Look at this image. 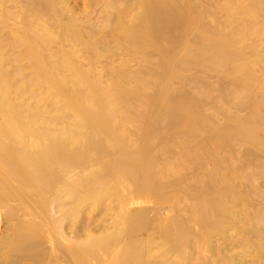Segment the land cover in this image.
<instances>
[{
  "label": "bare ground",
  "instance_id": "obj_1",
  "mask_svg": "<svg viewBox=\"0 0 264 264\" xmlns=\"http://www.w3.org/2000/svg\"><path fill=\"white\" fill-rule=\"evenodd\" d=\"M7 1L0 0V26H4V27H7L8 18L9 17L13 18L12 16H9V14L6 11L7 9L6 4L8 3ZM21 1L22 3H25L26 8L23 10L22 13V11H20L21 3L18 1L19 2L18 6L20 8L19 11L22 14H24L27 11H30L32 15H30V17L27 18L23 17L24 18V25L22 24L23 27L16 26L19 25L18 23H23L21 22L23 18L19 16L20 12L18 11L19 13L18 12L15 13L16 9H18L16 8L13 16L16 18H20V20H15V18H13L15 20L14 23L17 22V24L16 25L12 24L14 28L12 26L13 29L11 28L12 30L10 34L12 33L11 35H13L14 41L17 42L18 45L22 46L24 48L23 50L26 51L24 53V56L27 55L28 58L27 57L26 58L29 59L28 61H30L29 62L30 68L32 71L31 79L34 80L35 83L37 82L38 85L42 84L44 88H47L48 93L49 90H51V92L52 91L55 92L56 94L55 99L58 98L60 100L61 102L60 105L62 106V110L63 109L65 110L63 111L65 112L64 114H66V110L70 112V114L67 113L66 115L71 116V118H69L70 120L71 119L76 120V123L73 125L74 128L78 127L77 128L78 130L76 129L77 132L72 130L63 131L62 128L59 126L61 131H63L60 132V130L56 129V131L58 130L59 133H61L59 135L57 134V132L54 131L55 129L53 130L51 129V131L49 129L47 130L45 128L47 126L46 125L44 128L47 131L46 130L42 131L43 129H41L42 131L41 132L40 129L35 128V120L25 121L23 119V117L18 111V108L20 106L22 107L23 103H21V105L18 107L17 105L19 102L16 103L17 98L15 97L17 96V94H19V96L21 95L20 93H22L23 89H21L20 91V88H23L25 84L19 87L16 84V82L13 81L10 74L8 73L6 69V65L8 63V58H7L8 51H6V49L4 51L2 46L3 45L5 46L9 38L7 42L4 43L7 37L5 38L3 36H0V84H1L0 86L1 88L0 89V120H1L0 122V186H1L0 197L3 193L6 195L10 190V189L9 190L6 189L8 183L10 184V182L12 183L20 182L19 184L22 183V185L26 189L24 194L25 195L24 200L29 201L30 193H33V195L39 197V203L41 204V206H44L43 205L44 203H48L47 204L48 208L53 206L55 209L61 210L62 208L67 207L68 210L66 215L63 214L64 217L66 216L63 220L60 219L59 221L55 220L54 218H52L51 216L52 214L50 215L51 216L50 217L49 215L46 214L47 209H44V212H42L41 214L37 213L39 216L40 215L43 216V220L41 219L42 217L41 218L39 217L42 220V222L40 221L38 223L34 222L29 224L28 223L25 224L26 222L25 223L22 222L21 224L16 226L17 228H14V230L16 229L14 235L7 237L6 240H4V242L6 241L7 247L6 245L5 247L7 248L6 250L8 254L13 257L15 255V258L17 256V259L15 258L11 259L9 256L7 257L9 259H7L6 264H19L20 261L19 258L21 256L18 257L19 254L17 253H20L21 251H23L28 255L27 258H30L32 264H44L42 263V261L46 260L47 255L45 252H47L48 254V251H45V248L43 247L44 244L43 238H45L46 236L49 237L48 234L51 228H54L55 231L57 230L59 233H62L64 231L63 228H65L64 226L66 224H70V225L72 224L70 228L73 229L72 228L74 227L73 224L78 221L80 216L83 217L81 214L85 209L91 211L92 214V211H97L99 208H101L105 200H108L110 202L114 201L119 206L118 207L119 210L123 211L126 208V206L129 205L131 206L137 197L144 195L146 192L148 193L149 191L151 192L157 191L156 193L160 195V193L164 192L163 189L165 185L163 186L162 190L160 189L157 190L158 186L155 188L154 185L158 181H161L162 178H167L175 173L177 174V172L181 169V167H182L181 170H183V167L184 168L194 167L195 172H197V177L195 178L196 184L195 187H193L192 189L193 191L192 190L190 191L191 188L189 190L185 189L188 187H181L182 189L178 188L180 191L174 188L176 192H179V195L180 192L184 191L183 193H181L183 194L182 196H184L185 192L188 191L189 196L186 192L187 196L195 200V202L193 201L194 206L192 205L194 211L189 215L184 216L183 218L182 217L180 218L179 216H172L168 218V220L165 219L167 221L166 223L161 224V222H158L161 225H159L157 228L152 227L151 229L152 232L153 231L154 233L159 232V234L156 233L157 236H162V238H164L166 241L172 244L179 252L184 264H190L192 259L191 256L189 255L190 250L185 251L184 249L189 248V246H191L192 249L194 248L193 245L194 243L193 241H191V236L189 232V226H190L189 222L191 221L193 224L197 225L200 230L199 234H197L194 237V239L199 245L198 246L199 249L200 250L202 249L204 253L206 252L205 253L206 256L200 255L198 259V264H211L212 263L211 256L214 255H217V259L221 261L223 264H264V192L261 191L264 190L262 189L264 188V82L254 81L253 79L254 69L258 67H264V57L257 58L256 57L257 55L255 54H254L255 57H252L254 56L252 53H251L252 55L248 56V54L250 53L247 50L246 51L248 52V54H246L244 49L237 48L235 46L236 43H234L233 35L230 34L233 37L228 38L229 37L228 32H227L228 36H226L225 38L223 36L224 34L218 33L219 31L215 30L217 33L211 31L213 30L212 28L211 29H208L209 27L207 29L204 28L207 30V31L205 30V32L203 28H199L200 34L202 33L201 32L202 29L204 33L200 35L198 33L199 31L197 32L200 35V37H199V41L198 40L196 41L198 42L196 46L199 45L202 47L201 51H199L197 55L203 61L204 59H206L207 61L210 62L208 63L210 64V66L211 65L218 66L220 67V69L223 68L224 70L222 69V71H224L225 73L227 71V73L230 74V76L235 77L234 81L236 83L234 82L235 83L234 87L237 84L240 85L241 88L243 87L245 89H251L255 86H259V84L261 85V90H262L261 95L258 98H254V99L250 97L251 98L249 99V101L251 100L250 102L246 100V102L248 101V105L245 104L246 106H243V107L252 108L250 116L245 119L230 118L223 124H221L216 119L215 121H213L212 119H210V117L206 115V113H204L203 115L202 114L203 110L202 111L200 110L202 108L201 107L199 108L196 105L197 102L195 103V101L192 99L191 100L182 99L180 102H172V97L169 94L170 92L169 83L172 87V82H170V80H172L175 77V75H177L176 65L180 64L181 61L180 63H175L176 62L175 59L173 60L172 58L168 57V55L170 54H167V57L165 56L163 61L161 60L162 61L161 67L163 69L165 67L164 70H165L166 83L163 82L157 92L155 90H152L153 93L156 92L154 96L153 97L151 96V98L150 97L147 98L146 96V98H144V101L147 104V106L150 108L149 109L150 111L154 109V106L161 105L162 110L159 111L160 118L167 117L172 121L170 124H167L166 126L169 128L170 126H176L177 127L176 134L180 132L179 134H181L184 137L186 142L193 141L194 143L189 142L190 145L189 146L186 145L188 148L187 149L184 148L185 151L181 155L179 154L177 159L174 158L175 159L174 164L169 165L168 167L166 165L168 163L166 164L164 163L165 164L164 166L166 167H163L162 169L160 168L159 170L158 159L155 157L156 155L155 156L152 155V151H153L152 149L154 145L152 144L153 142L151 143L152 139H150L152 135L149 134L151 137H149L148 135L149 128H151L149 126L150 124L148 125L149 121L147 124L146 123L141 124V127L139 129L141 132L138 131L139 134L137 136L140 141L137 149L135 150H131L128 148V143L125 142L123 138L124 135L122 137L121 135L122 133H119L122 132L121 130H124V129L121 130L119 129L121 127V124L122 127L124 128L125 126H129L137 122L139 118L138 117L139 114L136 113L135 111L134 114L130 113L133 109L130 103L132 102V100H134L133 98L135 96L139 97V90L142 87V85L140 87V84L143 83V81H141L143 79L139 76H136L135 78L138 80V84L135 85L137 87L134 85L135 87L134 86L131 87L133 89H128L130 90L129 92L126 91L127 88L124 85V82L121 84L120 83L121 81L118 82L116 81V79L114 82L120 84H115L113 82L114 84H111L109 88L103 90L102 89L103 87L102 86H101L102 88L100 87L101 82L97 80L99 78L96 75L95 76L97 79H95V77L92 76L91 71L82 70L81 67H78L73 64L72 61L74 60L72 59L73 57L72 56L73 54H71L72 51L68 52L66 50L67 52H63L62 54L60 53L61 55L58 54L59 55L58 58L57 57L56 59L53 58V61H50L49 57L47 56L48 54H45L46 52L45 50L46 49L48 50L49 46L53 45V43L56 42H54L52 33L48 29L49 25L45 24L42 21V18L44 16L48 18L49 15L54 17L53 14H55L56 17L54 18L50 17V19H55V18L59 19L60 18L58 16L59 14L57 15V11H56V8H58L57 5L59 4L62 5L66 2L65 0H21ZM230 1H233L232 3L235 2L234 4L236 5L234 6L238 8L237 9L235 7L236 12L237 11L239 12V13L237 12L238 15L239 14L249 15L255 21L261 18L264 19V3L261 2L262 0H249L250 2H248V5L246 4L247 0H230ZM118 2L119 0H117V3ZM162 2H160V0L158 2L157 0H139V5L142 7L143 12L139 13L140 24L139 22H137L138 26L130 28L131 27L130 25L128 29L131 31V33L132 30L134 29V33H133L134 35H132L131 38L128 36L130 38V42L127 43V45L129 44L128 46H130L132 42L136 43L138 41H146L147 43L149 42L150 37L151 38L158 37L155 36L157 33V32L155 33V31L159 29L161 30V27H164L162 25H165V23L161 21L163 23L162 25L159 24V26L161 25V27L158 26L159 28L153 31L152 29L156 28L157 24L155 25L153 24L154 27L152 26L151 29L149 28L150 27L149 24L151 22L154 23V20L152 21L150 20L151 21L150 23L148 22L149 19L152 16H154V12L152 11L153 7L156 6L155 8H157L158 6L157 9L159 10L160 9L159 7H161L162 4L163 6H165L166 3L167 5L168 4L170 5V3L167 2V0H163ZM242 2H245L244 4H246L247 6L242 4L245 7L243 6L238 7ZM172 3L174 2H171V4ZM22 6L24 7V5ZM123 6L124 7L122 8V10H118V11L122 12L123 9L125 10L127 8V6L126 7L125 5ZM110 8L112 9L113 7H109V9ZM233 9L234 8H232V10ZM168 10L170 11V9ZM168 10L167 12H169ZM176 10H178V8ZM180 10L178 11L180 12ZM161 11L164 12L165 10H163L162 8ZM181 11L183 12V10ZM172 12H174V10ZM233 12L235 14V11ZM117 14L119 15V13ZM167 14L171 16L170 15L171 12ZM173 14L174 13H172V16H174L175 20H179L177 19L178 18L177 12H176L177 16ZM24 15L26 16L27 14ZM182 16L183 19L181 18V21H187V20L189 21L187 15L186 17L188 19L186 20H184V18H186L184 17L185 15L183 14ZM114 17L116 16L114 15ZM171 18L172 17H169L170 20H172ZM113 19L115 20V18ZM136 19L138 20V15L136 16ZM136 19L134 21H137ZM195 19L196 18H193V21ZM54 21H56V19ZM190 21L188 24L193 25L194 23L192 24V22ZM68 22H70V24H68ZM68 22L66 23V25L63 26L60 24L64 29L62 31L70 32V36L73 40L71 41L76 43V45L78 46V44L81 43V41H83L85 37H83V34H81V30L79 28L78 29L80 31L77 30L76 25L72 23L73 21H68ZM173 22L170 24L171 26ZM229 22H231V20ZM129 24H123V25L125 26ZM117 25L118 24L116 23V26ZM150 30H152V32L149 33ZM262 30H264V28H262ZM30 32L32 34H29ZM232 32H234V30ZM186 33H187V29H186ZM0 34H2V32ZM151 34H154V36H151ZM157 34L160 37L159 31ZM162 34L163 35L166 34L165 31ZM198 34L196 35L197 38H198ZM125 35L127 36V34ZM234 35L236 40V34ZM70 36H68L69 38L67 37L68 38L67 40L71 39ZM127 39L128 38H126V41ZM191 40L190 42H192ZM193 41L195 42V40ZM151 44L153 45L154 43L151 42ZM74 45L72 47H76ZM188 46L190 45L187 44L186 46L187 49H190L188 48ZM192 46L193 45H191L190 47ZM196 46L194 43L193 46L194 49H196L195 48ZM8 48H10V46ZM140 48L141 47H139V49ZM77 49L75 48V50ZM136 49L138 48H135V50ZM77 51L75 53L78 54L79 51L78 52ZM9 53L12 54V51ZM50 54H52V52ZM75 56L76 54L74 55V58ZM201 59L198 61V59L195 58L196 62H200V61L202 62ZM206 60L204 62H206ZM92 61H93L92 63H94V60ZM186 62L187 60L185 61V63ZM171 63L175 66V69L171 67L172 66ZM181 64L183 65V63ZM157 66L161 69L160 64ZM159 68L156 67V70L157 69L159 70ZM113 74L115 75V73ZM92 77H94V79L97 80L98 82L93 80ZM128 77L132 78L131 76ZM130 78L128 79L129 81ZM67 80H70V82H68ZM123 80H125L126 84L129 83L127 79H123ZM66 82L70 84L73 83V87L69 88L70 85H68V83L66 84ZM26 87L28 86L26 85ZM34 94L36 95L37 93ZM140 98L142 99L141 96ZM143 103L141 102L140 104ZM41 107H42L41 110L37 112L34 109L33 111H35V113H33V115L37 114L36 116L38 117V115H41L42 111L45 112L46 109L43 110L45 108V105L44 106L42 105ZM57 109L59 110V108ZM21 111L23 112V110ZM30 112L31 110L28 112V114ZM135 114H138V116H136ZM33 115L31 117H33ZM45 117H47V115H45ZM60 118H55L54 120H51L52 118L49 116L48 119L46 118L45 119L47 123L51 121L56 123L55 124L56 127L58 123H59L58 125H60V121H61ZM62 118L64 120V116ZM146 118L148 117L145 116L141 117L142 123ZM38 119L41 120L39 117ZM65 119L68 118L66 117ZM145 121H147V119ZM41 122H39L40 126L43 123ZM52 122L51 124L54 125V123ZM62 122L63 121H61V123ZM115 122H117V124L121 122L122 123L118 124L120 125L119 127L118 125L115 124ZM51 124L50 127H53L51 126ZM76 124L78 125L77 127H75ZM164 125L165 124H163V126ZM69 126L70 125L68 124V127ZM79 126L81 127V129H83L82 131L81 130L79 131ZM114 126L116 127V129L117 127H119L118 130L120 131L117 132L118 130L117 131L116 129L114 130L115 128ZM157 126L160 128L162 127L160 126V124H158ZM36 127H39L37 126V123H36ZM47 128H49V125L47 126ZM70 128L73 127L70 126ZM126 129L124 131H126ZM170 129L172 130V127ZM164 130L166 129L164 128ZM53 131L56 134H54ZM126 132L129 131L127 130ZM133 132L135 131L133 130ZM118 133H119L118 135L119 137L116 135ZM141 133L142 134L145 133V134L141 136L142 135ZM139 135L142 138H140ZM135 137H136V133H135ZM207 138L211 143L209 146L206 144ZM68 139L71 140L72 145L71 144L63 145L66 143L64 140H68ZM125 139H126V135H125ZM68 143H70V141ZM74 145H76V147ZM234 147H236V150L234 149ZM169 151L174 152V150L172 149L171 150L169 149ZM114 155H118V156L99 172L90 175H84L82 177L78 176L80 178L76 176L77 178L70 179L72 174H74L73 170L77 165L79 166L78 168H82L84 164L90 162L93 159L108 158ZM208 161H212L214 163V167H212V169L211 168L206 169L208 164H206L207 166L205 167V163H207ZM233 163L235 164V166L233 165ZM178 168L179 170L177 171ZM156 177L158 179L160 177L161 178L160 180H158L156 179ZM174 179H176V177ZM2 185L5 186L6 188L3 187ZM126 189H130V190L133 189L132 192L134 194L132 193V195H130L131 193H129L130 197H126V195H128V192H131L129 190L127 194H124ZM191 192H193L194 197H191L192 196L190 195L192 194ZM174 194L172 193L171 195ZM151 195L153 194L151 193ZM162 195H164V193L161 194L160 196ZM166 195L167 194L164 195L165 197L164 199H166L167 197ZM179 195L178 197L181 198ZM7 196L10 197V194H7L3 200H6ZM175 197L177 196H174L173 200L175 199ZM34 198H33V203H34L33 205H35L36 202L35 200H37V198L36 199ZM37 207L39 208V206H36V208ZM145 212L146 210L145 211L137 210L130 214L128 213L129 219L132 221V227L131 224L124 223L125 225H123V227L120 228L117 233L104 232L100 234H96V233L94 234L93 232H90V229H88L89 227L87 228L88 230L84 228L86 230L85 231L86 238L82 240L80 243H77V241H75L77 243L75 244V246L66 248L65 250L63 249L65 255L68 257L70 256L73 257L77 264H89L90 262H92L90 260V262L87 263L86 259L89 257L93 258L92 260L95 259L97 261L96 263L99 264L98 262L103 260L102 257L105 254L106 255L109 254L110 251H112L118 244H120L121 240L123 241L122 237L126 238V237H130L131 235L133 236L134 234L133 225L137 226V228L135 227L136 229L139 228L138 230H136L138 232L139 231L141 232V230L144 228H148V227L151 228L150 226L152 223H154V220L157 217V215H155L156 217L154 216L155 218L152 217V219H154L152 220L151 217L148 218L149 215L153 214V213L150 214L152 211L148 213L149 214L148 216ZM14 213L15 212L13 210L9 208L6 209L5 218H8V220L12 219L13 217H15ZM168 213L170 214L169 211ZM160 214L161 211L159 215ZM50 224L53 227L49 229L47 228L48 231H46L45 233L43 228H45V225L49 226ZM146 230L147 229H145V232ZM136 231L135 233L137 234L138 232ZM148 231H150V229ZM164 231L167 232V234L164 233ZM62 235L64 236L65 234H60L59 237L62 238L63 237ZM49 239L51 238L49 237ZM1 240L0 243H2ZM40 241L43 243L42 246L40 245L41 244ZM39 247L40 249H38ZM234 249H236V253L233 251ZM237 249H239L238 252ZM40 250L42 251L44 250V252H41ZM229 251H233L234 253L232 252L231 254H227V252ZM24 257L26 260L25 254ZM2 260H4V258H2ZM48 262L49 264L50 262L51 264H61L57 260V257H54L52 255L50 256V260Z\"/></svg>",
  "mask_w": 264,
  "mask_h": 264
},
{
  "label": "rangeland",
  "instance_id": "obj_2",
  "mask_svg": "<svg viewBox=\"0 0 264 264\" xmlns=\"http://www.w3.org/2000/svg\"><path fill=\"white\" fill-rule=\"evenodd\" d=\"M16 1L17 0H8L7 1L8 3L6 4V8H7L6 11L9 14V16H12L13 18H15V20H20V18H16L13 16L15 9L18 8V9H16L15 13H17L20 8H21L20 11H22V13H23V10L26 8V5H25V3H22L21 0H18L21 3L20 4L21 7L19 8V6H18L19 2L18 1L16 2ZM158 1L159 0H157V2ZM162 1L160 0V2H162ZM65 2L66 3H64L62 5L61 4L57 5V7L59 9L56 8V11H57V15L59 14L58 16L60 17L59 19L55 18L57 22L54 21L55 19H50V17H52L50 15L48 16V18L45 16L42 18V21L45 24L49 25L48 29L52 33L54 42H56V43H53V45H50L51 47L49 46L48 50L47 49L45 50L46 51L45 54H48L47 56L49 57V60L53 61V58L56 59V57L57 58L59 57L58 54H60V53L62 54L63 52H67V51L68 52L72 51L71 52V54H73L72 59L74 60V61H72L73 64L78 66V67H81L82 70L91 71L92 72L91 74H92V76L95 77V79H97L96 78V76H97L99 78L97 80L101 82L100 87L102 86L103 88L102 87L101 88L103 90H106L107 88H109L111 84H114V83L115 84H120V83L122 84L124 82V85L127 88L126 91L129 92L130 90H128V89H133L131 87H133L135 84L136 85L138 84V80L135 78L136 76H139L143 79L141 81H143L144 84L143 83L140 84V87L142 85L141 89L139 87V89L141 90V91L139 90V97L135 96L138 99L134 97L133 98L134 100H132V102L130 103L132 108H133V109L131 108L133 112L131 111L130 113L134 114V111H135L136 113L139 114V116H138V114H135L136 116L139 117L137 122H135L129 126H125L124 128L122 127V124H121L122 122L118 123V124H121L122 128L120 127V125L117 124V122H115V124L118 125L120 128L117 127V129H116V127L114 126L115 127L114 130L116 129V131H117L118 128L120 130L121 129L125 130L127 128L126 131L128 130L130 133L126 132L124 130H121L122 132H119L120 130H118L117 132L122 133L121 134L122 137L124 135L123 138H124L125 142L128 143V148L131 150H135V149H137V147L139 145V141H140L137 136L139 134L138 131H140L139 129L141 127V124H145V123L147 124L149 121L148 125L150 124L149 126L151 128H149L148 135L150 134V135H152V137L154 135L153 138L150 135H149V137H151L150 138V139H152L151 143L153 142L152 144L155 146V148L153 146L152 155H154V156L156 155L155 157L158 159L159 170H160V168L162 169L163 167H166V166H164L166 163H168V164H166L168 167H169V165L174 164V160L178 158L179 154L181 155L185 151V149L188 148L187 146H189L190 143H194L193 141L192 142H190V141L186 142L184 137L181 134H179L180 132H178L176 134V130H177L176 126H170V128L172 127V130L166 126L167 124H170L172 121H171V119H169L167 117H163V118L161 117L160 118V116H159L160 112L159 111L162 110L161 105L154 106V109H152L150 111L149 110L150 108L147 106V104L144 101V98H146V96H147V98H149V97L151 98V96L153 97L163 82L166 83L165 70H164L165 67L163 69L161 66H162V61L165 58V56L167 57V54H170V55H168V57L172 58L173 60L175 59V61H176V62L174 61L175 63H180V61H181V63H183V65L180 63L182 66L180 64H178L180 66L175 64L176 68H177L176 74L178 76L175 75L176 78L174 77L175 78V79L173 78L174 80L173 79L170 80V82H172V87L169 83V86H170L169 94L172 97V102H180L182 99H190V100L192 99L195 101V103L197 102L196 105L199 108L200 107L202 108L200 110L201 111L203 110V113H202L203 115H204V113H206V115L208 117H210V119H212L213 121H215V119H216L221 124H223L224 122H226L230 118L245 119V118H248L250 116L252 108L251 107H243V106L248 105V101H249V99H251L250 97H252L254 99V98H258L261 95V92H262L261 85L259 84L260 88H259V86H255L251 89H245L243 87L241 88V86L237 85V84L234 87V85L236 83L234 81L235 77L230 76V74H228L227 71H226V73L224 71H222L223 68L220 69V67H218V66H212V65L210 66V64H208V63H210L209 61H207L206 59L203 58L204 61L206 60V62H207L206 63L197 55L198 52L201 51L202 47L198 45L199 46V48H198V46H196V44L198 42H196V41L197 40L199 41L200 35L202 33H204L205 30L209 27L208 29L212 28L213 30H211V31H214L215 33H217L216 31H219L218 33L224 34L223 36L225 38H226V36H228V33H229L228 38L234 36V43H236L235 46L237 48L244 49L246 54H248V52H249L250 54H248V56L255 54V55H257L256 56L257 58H262V57H264V30H262V28H264V19L261 18V19H258L255 21L249 15H242V14L238 15L239 12L238 11H237L238 13L236 12V10H235L236 6H234V5H236V4H234L235 2L232 3L233 1H230V0H167V2L170 3V5L169 4L167 5V3L165 4V6H163V4L161 5L163 10H165L164 12L161 11L162 10L161 7H159L161 10L157 9L158 6H157V8H155L156 6L152 8V11L154 12V16H152L148 22V23H150L152 20H154V23L151 22L152 24L151 23L149 24L150 25L149 28H151V29H152L153 24L154 25L157 24L156 25L157 27L152 29L153 31L157 30L159 27H161V25L163 23H165V25H162L164 27H161V30L159 29V30L155 31V33L156 32L158 33V31H159L160 37L156 33L155 36L156 37L158 36V37L157 38H155V37L151 38L150 37V39H149L150 44H149V42L146 43V41H138L136 43L132 42L133 44L131 43L130 46H128L129 44L127 45V43L130 42L131 36L134 35L133 34L134 29L132 30V33L128 29H129L130 25H131L130 28L138 26L137 22H139V20H140L139 13L143 12L142 7L139 5V0H119L120 3L119 2L117 3V0H115V1H113V0H65ZM171 2H174V3L171 4ZM248 2H250V1L247 0V2H246L247 5H248ZM261 2L264 3V0H262ZM162 3H164V2H162ZM244 3L245 2H242L240 4V6H238V7L247 6ZM262 3H261V5H262ZM174 4L176 7L174 6ZM242 4H244L245 6ZM22 5H24V7ZM115 5H117V6H115ZM123 5H125V7L127 6V8L129 6H131V7H129L128 9L126 8L125 10L123 9L122 12L118 11V10H122V8L124 7ZM109 7H113V8L109 9ZM165 8H167V9H165ZM177 8H178V10H180V9L183 10V12L181 10L179 12L178 10H176ZM232 8H234V9L232 10ZM168 9H170V11ZM111 10H113V11H111ZM167 10L169 12H171V14H170L171 16H169L167 14V13H169V12H167ZM173 10H174V12H172ZM231 10H232V12H231ZM227 11H229V12H227ZM233 11H235V14ZM176 12H177L178 16L176 15ZM22 13L21 12L19 13V16L21 18H23V17L27 18V17H30V15H32V13L30 11H27L24 13V14H27L26 16ZM117 13H119V15ZM172 13H174L173 15H176L178 17V18L177 17L176 18L179 20H175L174 16H172ZM183 14L185 15L184 17H186V15H187L189 18V21L191 20L190 22H192V24L193 23L194 24L189 25L188 20L187 21H181V18L183 19V16H182ZM189 14H190V16H189ZM229 14L232 16H230ZM53 15H54V17H56L55 14H53ZM114 15L116 17H114ZM137 15H138V20L136 19ZM227 16H228V18H227ZM229 16H230V18H229ZM54 17H52V18H54ZM169 17H172L171 18L172 20H170ZM13 18H11V17L8 18L7 27L0 26L1 27L0 33L2 32V34H0V36H3L5 38L7 37L6 41L4 40L5 41L4 43H6L8 38H9L8 42L5 44V46H7V47H5L4 45H3L4 47L2 46L4 51H5V49H6V51H8V53L6 52L7 58H8V63H7L8 66L6 65V69H7L8 73L10 74L13 81L16 82V84L19 87L22 86L23 84H25L23 86V88H20V91H21V89H23V91H22L23 94L19 92L22 96L21 95L19 96V94H17V96L20 98H18L17 96L15 97V98H17L16 103L19 102L17 105L18 107L21 105V103H23L22 107L21 106L19 108L17 107L19 113L21 114V116L23 117V119L25 121L35 120V128L40 129V131H41V129H43L42 131H45L46 129L47 130L49 129L50 131H51V129L52 130L55 129L54 131L57 132V134H59V135L61 133H59L58 130H60V132L68 131V130H72V131L77 132V130H78L77 124H79V123H77L75 126L77 128H74L73 124L76 123V120H74V119L70 120L69 119V118H71V116L66 115L67 113L70 114L69 111L66 110V114H64L65 112H63V111H65V110L64 109L62 110V106L60 105L61 104L60 100L57 97H56L57 99H55V96H56L55 92H53V91L51 92V90H49V93H48L47 88H44L42 84L38 85L37 82L35 83L34 80L31 79L32 71L30 68V63H29L30 61H28L29 59H27L28 58L27 55L24 56V53L26 51H24L23 50L24 48L22 46L18 45V43L14 41V37H13V35H11L12 33L10 34L11 30L14 28V26L12 24H14V25L17 24V22L14 23L15 20ZM113 18H115V20ZM188 18L186 17V18H184V20H186ZM193 18H196V19L193 21ZM135 19L137 21H134ZM230 20H231V22H229ZM234 20H235V22H234ZM68 21H73L72 23H74V25H76L77 30H79V29L81 30V34H83V37H85L84 38L85 41L83 39H82L83 41H81V43L84 42L83 44L77 43L78 44V46H77L76 43L72 42L73 40L70 36V32L62 31V30H64L62 28V26L66 25V23ZM173 21L175 23H177L178 21H180V22L175 24ZM21 22H23V23H18L19 25H16V26L23 27L24 18L22 19ZM128 22L129 23L131 22V23L129 24ZM172 22H173V24L171 26L170 24ZM116 23L118 24L117 26H116ZM68 24H70V22H68ZM123 24H129V25L124 26ZM135 24H137V25H135ZM139 24H140V22H139ZM159 24H161V25L159 26ZM244 25H246V26H244ZM12 26H13V28H12ZM20 27H19V29H20ZM185 28L187 29V33H186ZM199 28H203V29L206 28V29H204V32L202 29L201 30L202 33L200 34ZM241 28H243V29H241ZM248 29H250V30H248ZM152 30H150L149 33L152 32ZM233 30H234V32H232ZM160 31H162V32H160ZM164 31L166 34L163 35L162 33H164ZM29 34H32V33L30 32ZM125 34H127V36ZM197 34H198V38L196 36ZM230 34L233 36H231ZM234 34H236V40H235ZM67 35L70 36L71 39H69V40L70 41L72 40L71 42L69 40H67L69 38ZM151 36H154V34H151ZM195 37H196V39H195ZM240 37H242V38H240ZM126 38H128L127 41H126ZM132 39H133V37H132ZM190 40L192 42H190ZM193 40H195V42ZM151 42L154 44L152 45ZM187 42H189V43H187ZM194 43H195L196 49H194V47H193ZM187 44L190 46L191 45H193V46L192 47L188 46V48H190V49H187V47H186ZM73 45L76 47H72ZM82 45H84V46H82ZM86 45H88V46H86ZM9 46H10V48H8ZM79 46H81L83 48H81ZM131 46H132L133 50H132ZM139 47H141L140 48L141 50L139 49ZM75 48L76 49L78 48L79 50L78 49L77 50L79 52L77 50H75ZM135 48H138V49L135 50ZM11 51H12V54L9 53ZM76 51L78 52V54L75 53ZM51 52H52V54H50ZM171 53H172V55H171ZM75 54H76V56L74 58ZM94 54H96V55H94ZM255 55L252 57H255ZM194 57L197 58L198 61L201 59L202 62L201 61L196 62ZM50 58H52V59H50ZM92 60H94V63H92L93 62ZM177 60H178V62H177ZM186 60H187V62L185 63ZM254 60H256V59H254ZM96 61H97V64H96ZM182 61H184V62H182ZM159 64H160L161 69L157 66ZM94 65L95 66L97 65V66L95 67ZM156 67L159 68V70L158 69L156 70ZM171 67H173V69H175V66L173 64ZM113 73H115V75ZM152 74H154V75H152ZM132 75H134V76H132ZM128 76H131L132 78H130ZM94 77H92L93 80H95ZM129 78H130V81L128 80ZM115 79H116V81H118V82L121 81V82L120 83L114 82ZM123 79H127L129 81V83L127 82L128 84H126L125 80H123ZM253 79H254V81L264 82V67H258L256 69H254ZM97 80H95V81L98 82ZM67 81L70 82V80H67ZM68 82H66V84ZM71 82H73V81H71ZM100 82H99V84H100ZM26 85L28 87H26ZM68 85H70V87L67 86L69 88L73 87V83H71V84L68 83ZM143 85H145V86H143ZM0 86H1V84H0ZM237 86H239V87H237ZM152 90H155L156 92L153 93ZM34 93H37V94L35 95ZM140 96L142 97V99L140 98ZM246 100H248V101L246 102ZM141 102L142 103L144 102V103L140 104ZM132 104L133 105L135 104V105L133 106ZM137 104H139V105H137ZM241 104H243V105H241ZM42 105L43 106L45 105V108L43 110H45V109L46 110H45V112L42 111L41 115H38V117L41 119V120H39L38 117L36 116L37 114L33 115V113H35V111L36 112L40 111L42 108L41 107ZM36 106L38 109L36 108ZM57 108H59V110ZM159 108H161V109H159ZM34 109H35V111H33ZM134 109H136V110H134ZM21 110H23V112ZM30 110H31V112L28 114V112ZM58 111L63 113L64 120L62 118L63 117L62 113H60ZM25 112H26V114H25ZM143 112H145V113H143ZM146 112H147V114H146ZM45 113H47V114H45ZM31 114L33 115V117H31L32 116ZM45 115H47L48 118L50 116L52 118L51 120H54L55 118L61 117L60 119L63 122L61 123V121H60V125H58L59 124L58 123L57 124L58 126L56 125V127H55L56 123L52 122L51 120H48V121H51L52 123H54V125L51 124V122H48V123L46 122V119H48V118L45 117ZM65 115L70 121L73 120L74 123H73V121L70 122L68 119H65L66 118ZM34 116H36V117H34ZM143 116L148 117V118H146L147 121H145L146 120L145 119L142 123L141 117H143ZM67 121H69V122H67ZM217 121H216V123H217ZM0 122H1V120H0ZM39 122H41L43 126L42 125L40 126ZM36 123H37V126H39V127H36ZM49 123L53 127H50ZM137 123H139V124H137ZM68 124L71 127H73L74 130H73V128H70V126L68 127ZM158 124H160V126H162L161 128L163 131L161 130L160 127L157 126ZM163 124H165V125L163 126ZM46 125L47 126L49 125V128H47ZM79 125H81V124H79ZM154 125H156L157 127ZM59 126L62 128L63 131H61ZM64 126H65V128H64ZM67 128H69V129H67ZM82 128H83V126H82ZM130 128H131V130H130ZM164 128L166 130H164ZM174 128H176V129H174ZM56 129H58V130L56 131ZM80 130L82 131L83 129H81V127L79 126V131ZM133 130L135 132H133ZM54 131H53V133H54ZM174 131H175V134H174ZM169 132H170V134H169ZM119 133L116 135L118 136ZM135 133H136V137H135ZM54 134H56V133H54ZM144 134L145 133H143L141 136H143ZM59 135H57V136H59ZM125 135H126V139H125ZM128 137L130 140L128 139ZM139 137H140V135H139ZM167 137L170 139H168ZM140 138H142V137H140ZM154 138H156L157 140ZM64 141L66 142L65 144H63ZM64 141L62 143L63 145H69V144L72 145L71 140L68 139V140H64ZM69 141H70V143H68ZM154 141L155 142L157 141V142L155 143ZM158 143H159V145H158ZM206 144L208 146L211 144L209 142L208 138L206 139ZM164 145H165V147H164ZM168 145H170L171 147ZM74 146L76 147V145H74ZM168 148L170 150L171 149L174 150L175 153L173 151L172 152L169 151ZM234 149L236 150V147H234ZM154 150H156L157 152ZM217 153H219V152H217ZM170 155H172V156H170ZM117 156L118 155H114V156L108 157V158L93 159L90 162L84 164V166L82 168H78L79 166L77 165L74 168V170H73L74 174H72L70 179H75L78 176L82 177L84 175H90V174L97 173L100 170H102L103 168H105ZM236 160H237V158H236ZM170 161L173 163H171ZM227 163H230V162H227ZM206 164H208V166ZM233 165L235 166L234 163H233ZM205 167H206V169H208V168L212 169V167H214V163L212 161H208L207 163H205ZM181 169H182V167H181ZM181 169L179 170V168H178L177 171L178 170L179 171L178 172L176 171L177 174L175 173V174H172V176H169L167 178H162L161 181H158V180H160L161 177L159 179L156 177V179H158L156 181H158V182L156 183L157 185L155 184L154 186H155V188L158 186L157 190H159V189L162 190L163 186L165 185L164 189H163L164 192L163 191H161V192H163L164 195L167 194L166 199H164L165 198L164 195L160 196L163 193H160V195H159L156 193L157 191L156 192L155 191L154 192L149 191L153 195H151V193H149V192L145 193L147 195H145L143 193L144 195L137 197L134 200V203L131 206L130 205L126 206V208L123 211L119 210V208H118L119 206L114 201L110 202L108 200H105L104 203L102 204L101 208H99L97 211H92V214H91V211H89L88 209H85L84 210L85 214L83 211V213L81 214L83 217L80 216L78 221L73 224L74 225V227H72L73 229L70 228V226H72V224L71 225L66 224L64 226L65 228H63L64 231L62 233H59L57 230L55 231L54 228H51V227H53L51 224L49 225L50 227L45 225V228H43L45 233H46V231H48L49 228H51L52 231L50 230V232L48 234L51 239H49V237H47L45 234L46 237L43 238L44 240L42 239L44 244L40 241L41 242L40 245L42 246V244H43L45 251H48V254H47V252H45L47 255L46 260H45L46 262L42 261V263L49 264L48 261L50 260V256L52 255L54 257H57V260L61 264H77L73 257H71V256L68 257L65 255L64 250L66 248L75 246V244L80 243L82 240H84L86 238V232H85L86 230L84 228L87 229L89 227L88 229H90V232H93L94 234L95 233L100 234V233H104V232L117 233L119 231V229L122 228L123 225H125V224H131V227H132V221L129 219L130 213L135 212L137 210H144V211L146 210L145 213L147 214V216L149 215L148 213H150L151 211L152 212L150 214H152V213L154 214V215L153 214L149 215L148 218L151 217V219H152V217L157 215V217L155 216L156 218L154 217L155 220L152 219V220H154V223L151 224V226H150L151 228H149V227L144 228L141 230V232L140 231L138 232L136 230H138L139 228L136 229L137 226L133 225V231H134L133 236L132 235L130 237L125 236L126 238L122 237L123 241L122 240L120 241L119 246L115 247L112 251H110L109 254H107V255L105 254L102 257L103 260L99 261L98 263L99 264H170V263L171 264H181L179 258L176 256L173 249L169 246V243L166 240H164V238H162V236H157V234H159V232H156L157 233L156 234V233H154V231L152 232V230H151L152 227L157 228L162 223H166L167 222L166 220H168V218H170L172 216H179L180 218L181 217L183 218L184 216H187L194 211L193 210V206H194L193 203L195 202V200H193V198L188 197L189 196L188 191H186L188 196L185 192V194H184L185 198H184V196H182L183 194H181L184 191L180 192V195H179V192H176V190L178 188L182 189L181 187H188L185 189L189 190L191 188L190 189V191H191L193 189V187H195V184H196L195 178L197 177V172H195L194 167H189V168L183 167V170H181ZM189 169H190V171H189ZM184 172H185V174H184ZM173 177L174 178L176 177V179H174ZM78 178H80V177H78ZM180 179H181V181H180ZM175 181L176 182L178 181V182L176 183ZM19 183L20 182H18V183L17 182L16 183L10 182V184L9 183L7 184V188L2 185L3 187H5L8 190L10 189L7 193V194H10V197H8L9 196L8 195L7 199L5 198L6 200H3L4 197L7 195V194L5 195L4 193L1 195V197H3V198L0 197L1 198L0 199V240L2 239L1 240L2 243H0V246H1V248H0V262L2 261L3 262V263L1 262L2 264H6L7 259H9L7 257L10 256L6 250L7 244H6V241L4 242V240H6V238L9 236L14 235V233L16 232V229L14 230V228H17L16 226H18L22 222L23 223L26 222L25 224L34 223V222L38 223L40 221L42 222L43 216H41V215L39 216L37 213L41 214L42 212H44V209H47V212H48V213L46 212L47 215L50 216L52 214L51 215L52 218H54L55 220H58V221H59V219L63 220L66 217V216L64 217V215H66V213L68 211L67 207L62 208L61 210H57L53 206H51L50 207L51 209H50V208H48V205H47L48 203H44L43 204L44 206H41V204L39 203V197L36 195H33V193H30V196H29L30 202L27 200H24L25 199L24 194H25L26 189L22 185V183L21 184H19ZM22 188L24 189V191ZM170 189H172V190H170ZM262 189H264V188H262ZM129 190L130 189H126V191H125L126 193L124 192V194H127V192ZM132 190H130L131 192H128V195H129V193H131L130 195H132V193H133ZM261 191L264 192V190H261ZM172 193L173 194L175 193V194L171 195ZM191 193H192V194H190V195H192L191 197H194L193 192H191ZM3 195H5V196H3ZM31 195H32V197H31ZM128 195H126V197H130V195L129 196ZM178 195L181 198H179ZM174 196H177L179 199L177 197H175V199H174L175 201H174L173 200ZM33 198L34 199L37 198V200H35L36 202L34 201L35 205H33L34 204ZM36 206H39V208L37 207L38 208L37 209ZM40 207H41V210H40ZM8 208L15 212L14 213L15 217H13L12 219H9V220H8V218H5V210ZM49 209L51 210V212ZM35 211H37V212H35ZM118 211H120L121 213ZM147 211H148V213H147ZM154 211H156V212H154ZM160 211H161V214L159 215ZM168 211L170 212V214L168 213ZM161 216H162V218H161ZM39 217L40 218L42 217L41 218L42 220ZM127 217L129 220L127 219ZM158 222H161V224H159ZM189 223H190L189 232H190V236H191V241H193V243H194L193 244L194 248L192 249V247L189 246V248H186L184 250L185 251L190 250L189 255L192 258L190 264H198V259H199L200 255L206 256V254H205L206 252L204 253L202 251V249L201 250L199 249V247H198L199 245L197 244L196 240L194 239V237L197 234H199V232H200L198 226L193 224L192 221ZM67 226L70 228V230ZM66 229H67V232H66ZM91 229H93L95 232ZM145 229H147L146 232H145ZM149 229L151 232L148 231ZM97 230H99V231H97ZM135 231L138 233L136 234ZM64 232H66V233H64ZM164 233L167 234V232H165V231H164ZM58 234L59 235L65 234L64 236L62 235L63 236L62 238H64L66 240V242L64 239L59 237ZM56 235H58V236H56ZM75 241H77V243ZM5 245H6V247H5ZM40 247L38 249H40ZM46 247H47V250H46ZM54 249L56 252L54 251ZM40 251L44 252V250L43 251L40 250ZM40 251H38V252H40ZM233 251L236 253V249H234ZM233 251H229V252H227V254H231ZM238 251H239V249H237V252ZM34 252H35V250H34ZM17 254H19L18 257L21 256L20 258H22V259L19 258V260H20L19 264H27V263L31 262L30 258H27L28 255L26 253H24L23 251H21L20 253H17ZM24 254L26 256V260H25ZM211 257H212V263L211 264H223L221 261H219L217 259V255H214ZM2 258H4V260H2ZM10 258L11 259L15 258V255H14V257L10 256ZM15 259H17V256ZM28 259H29V261H28ZM92 259L93 258H91V257L87 258L86 259L87 263H89L91 260L92 262H90L89 264H97L96 263L97 261L95 259L94 260H92ZM103 261H104V263H103ZM29 264H32V262ZM50 264H51V262H50Z\"/></svg>",
  "mask_w": 264,
  "mask_h": 264
},
{
  "label": "crops",
  "instance_id": "obj_3",
  "mask_svg": "<svg viewBox=\"0 0 264 264\" xmlns=\"http://www.w3.org/2000/svg\"><path fill=\"white\" fill-rule=\"evenodd\" d=\"M165 240V239H164ZM168 242V241H167ZM169 243V242H168ZM117 246H119V244L117 245ZM116 246V247H117ZM169 246L173 249V251H174V253L176 254V256L179 258V260H180V262H181V264H184V262H183V260H182V258H181V256H180V254H179V252L176 250V248L172 245V244H170L169 243ZM168 255V254H167ZM171 264V263H170Z\"/></svg>",
  "mask_w": 264,
  "mask_h": 264
}]
</instances>
